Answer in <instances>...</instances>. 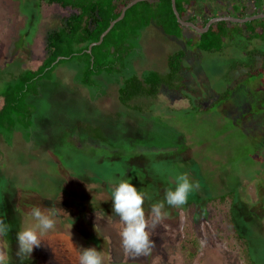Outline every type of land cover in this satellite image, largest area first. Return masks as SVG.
Instances as JSON below:
<instances>
[{
  "label": "rangeland",
  "instance_id": "1",
  "mask_svg": "<svg viewBox=\"0 0 264 264\" xmlns=\"http://www.w3.org/2000/svg\"><path fill=\"white\" fill-rule=\"evenodd\" d=\"M36 1L0 0V86L11 73L41 64L48 34L67 16L58 6H37ZM222 2L206 0L205 5ZM184 36H167L154 25L143 32L142 55L134 63L138 73L168 72L169 56L181 50L188 71L184 87L135 100V109L119 102L115 84L92 99L66 66L59 67L54 82L41 85L34 100L33 139L26 143L17 133L9 143L0 137V196L21 201L25 228L35 223L33 207L47 206L58 210L52 235H68L62 248L73 259L78 247H94L105 254L104 264H245L246 254L229 225L230 207L208 201L235 192L237 228L248 241L252 264H264V215L257 213L264 202V74H248L261 65L264 43L236 36L225 40L221 52L211 53L185 45L198 33L185 28ZM227 90L230 97L219 101ZM95 129L106 131L112 144L87 135ZM181 173L198 185L192 194L200 198L194 207L189 200L179 208L165 205L167 215L152 227L151 204L164 199ZM109 177L130 178L151 198L144 204L150 254L125 253ZM193 238L201 250L190 261L185 251H191ZM42 246L41 253L50 256ZM3 247L0 236L5 263Z\"/></svg>",
  "mask_w": 264,
  "mask_h": 264
},
{
  "label": "trees",
  "instance_id": "2",
  "mask_svg": "<svg viewBox=\"0 0 264 264\" xmlns=\"http://www.w3.org/2000/svg\"><path fill=\"white\" fill-rule=\"evenodd\" d=\"M133 1H36L37 6H44V4L58 6L68 13L61 20L60 26L48 34L46 56L41 64L36 69H25L18 73H11L9 79H2L4 83L0 86V98L2 99L0 137L10 139L9 143H11L14 134L17 133L22 136L26 143L33 139L36 132L34 119L38 112L34 100L40 96L43 83L55 81V73L61 66L69 67L74 71V82L86 88L92 99L104 96L109 85H117L119 102L127 108L135 109L132 103L140 98H157L163 88L174 91L185 86V70L188 71V68L184 66L185 50L169 56L168 72L164 74L156 71L138 73L134 65L135 61L142 55L141 39L143 32L151 25L158 27L167 36L179 39L184 37V28L177 20L172 0L138 2L126 11L124 19L118 22L104 37L102 44L94 46L91 53L88 52L89 47L100 40L101 35L109 28L111 22L121 15L124 7ZM199 1L201 0H176L177 10L181 17L188 21H195L194 17L188 18V11L199 7L201 3ZM251 1L252 7L247 1L244 3V0L230 1L232 6L230 14L235 18L243 19L264 13V0ZM204 2L205 0H203L202 6L205 5ZM212 17L204 19L201 26L205 27ZM236 36L244 37L249 43L255 40L264 43V18L245 24L232 22L213 24L210 30L199 35L195 42L191 39L187 40L186 46L195 47L204 52L217 53L222 51L226 39L233 41ZM254 54L255 52L251 53V55ZM261 57V65L257 69L250 70L249 76L264 74V55ZM230 94L231 90H227L219 101H225L230 97ZM76 126H79L78 122L73 125V127ZM90 133L87 135L100 140L102 143L112 144L113 142V139L107 136L106 131L103 133L95 129ZM81 167L82 165L77 168L78 173H82ZM11 198L8 195L7 197L0 196V203L4 206L3 210H0V222L9 225L11 228L7 236H1L7 259L5 263L3 262L4 264H52L53 262L78 264L77 259L74 258V260L67 250L62 248L68 235L62 234L61 231L60 235L59 233L52 235L54 234L52 230L50 235L44 236L41 243L42 248L45 247L47 252H51L50 256L43 255L40 246L34 249L29 260L25 258L21 261L16 256L15 235L16 231L24 227V222L21 219L24 218V214L20 213L21 201H16V197ZM197 198H200L198 193L195 195L191 193L188 199L189 204L193 206L194 200ZM208 201L211 204L230 207L229 212H227L229 225L246 254L245 259L242 257L245 264H252L248 241L240 234L235 223L234 214L239 202L236 193L231 192L218 198H209ZM43 209L48 208L46 206ZM81 236L83 237V234ZM190 243L193 244V247L191 251H185V254L186 258L192 261L200 252L201 246L197 238H193Z\"/></svg>",
  "mask_w": 264,
  "mask_h": 264
},
{
  "label": "clouds",
  "instance_id": "3",
  "mask_svg": "<svg viewBox=\"0 0 264 264\" xmlns=\"http://www.w3.org/2000/svg\"><path fill=\"white\" fill-rule=\"evenodd\" d=\"M112 185L110 197L112 213L117 216L123 225L120 231L121 245L126 254L148 255L153 247L148 229V220L145 216L144 204L151 199L146 192L137 190L130 178L109 177ZM198 187L187 174L181 173L175 177L174 188H168L164 193V199L151 204L149 219L152 227H155L164 216L167 215L165 205L182 207L187 204L190 194ZM31 218L35 222L31 227H21L16 231L17 245L16 256L23 261L30 259L34 249L39 248L43 237L56 227L58 210L49 208L41 209L33 207ZM112 215V216H113ZM112 216L107 217L111 220ZM11 228L0 222V236H7ZM78 264H104L105 254L94 247H78ZM0 264H3L0 258Z\"/></svg>",
  "mask_w": 264,
  "mask_h": 264
},
{
  "label": "water",
  "instance_id": "4",
  "mask_svg": "<svg viewBox=\"0 0 264 264\" xmlns=\"http://www.w3.org/2000/svg\"><path fill=\"white\" fill-rule=\"evenodd\" d=\"M142 1H152V0H134L133 2H131L130 4H128L126 7H124V9L122 10L121 15L114 21L111 22L109 28L101 35L100 40L96 43H93L90 47L88 52L91 53L92 49L94 46H98L101 45L104 37L113 29V27L120 22L122 19H124L126 11L130 8H132L135 4H137L138 2H142ZM172 6H173V10L174 13L177 17V20L179 22V24L183 27V28H189L193 31H195L196 33H198L199 35L205 34L210 30V27L213 24L219 23V22H232L234 24H245L248 22H252L254 20H258V19H263L264 18V13H260L251 17H247V18H243V19H239V18H235L232 15H226V16H217L214 17L212 19H210L208 21V23L205 25V27L199 26L196 23L192 22V21H188L186 19H183L180 15V13L177 10V5H176V0H172Z\"/></svg>",
  "mask_w": 264,
  "mask_h": 264
},
{
  "label": "crops",
  "instance_id": "5",
  "mask_svg": "<svg viewBox=\"0 0 264 264\" xmlns=\"http://www.w3.org/2000/svg\"><path fill=\"white\" fill-rule=\"evenodd\" d=\"M230 1H232V0H223V2L221 3V5L220 4L213 3L211 5L209 4L207 6L206 5H203L202 6L203 0H201V1H199V2H201L199 4L200 5L199 7L192 8V10L188 11V18L194 17L195 18V21H192V22H194L197 25L201 26L204 23V19L209 18V17H212V16H215V14L217 16L231 15L230 13H231V10H232V6H231ZM246 1L249 3V6L252 7V5H251L252 1L251 0H244V3ZM213 5H215L217 7V9L220 10V12H216L217 10H216V8H213ZM212 18H214V17H212ZM212 18H210V19H212ZM183 35H184V31H183ZM184 38H185V36H184ZM187 40H190V39H185V42H184L185 45H186V41Z\"/></svg>",
  "mask_w": 264,
  "mask_h": 264
},
{
  "label": "flooded vegetation",
  "instance_id": "6",
  "mask_svg": "<svg viewBox=\"0 0 264 264\" xmlns=\"http://www.w3.org/2000/svg\"><path fill=\"white\" fill-rule=\"evenodd\" d=\"M256 208V207H255ZM258 210V214L261 215V217L264 215V202H261L257 205Z\"/></svg>",
  "mask_w": 264,
  "mask_h": 264
}]
</instances>
